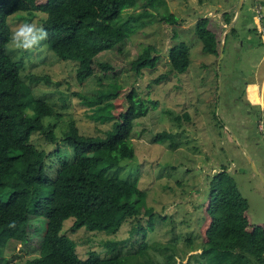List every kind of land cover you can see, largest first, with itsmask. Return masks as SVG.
Returning a JSON list of instances; mask_svg holds the SVG:
<instances>
[{
  "label": "rangeland",
  "instance_id": "374dc122",
  "mask_svg": "<svg viewBox=\"0 0 264 264\" xmlns=\"http://www.w3.org/2000/svg\"><path fill=\"white\" fill-rule=\"evenodd\" d=\"M163 1L157 9L145 7L148 14L143 20L153 22L128 38L121 51L114 48L97 57L112 69L97 70L83 83L76 81V64L58 59L45 41L31 53L15 51L9 43V54L22 63L21 77L31 85L34 96L61 113L58 120L45 119L46 125L56 123L52 127L55 141L45 139L43 133L32 136L35 146L47 153L58 144L72 161V151L61 138L70 122L87 136H102L110 127L92 119V107L83 97L92 98L116 84L125 88V93L137 88L143 98L156 103L134 123L133 159L121 162L118 170H108L109 177L127 180L144 192L146 206L153 210L154 227L144 236H131V227L147 225V217L140 216L123 223L115 234L81 228L70 237L82 258L93 251L100 257L120 255L133 264H205L197 231L199 208L207 197L211 177L222 167L247 201L250 221L264 224V0H242L232 24L236 31L224 40L218 59L202 51L195 23L208 16L221 24V14L226 11H233L234 19L239 0ZM142 5L126 9L124 15L139 14ZM169 14L177 23L159 21ZM43 17L38 14L29 21L11 17L10 29L13 33L19 24L40 23ZM231 27L227 26L222 36ZM180 42L190 49V65L184 73H173L168 52ZM146 45L155 47L153 55L158 60L154 67L137 74L130 69V62ZM161 75L166 77L153 83ZM29 76L47 77L50 83H31ZM54 165L48 163V171L56 170ZM110 239L121 241L117 250L105 248V241ZM141 243L147 245L144 255L138 252ZM37 255L36 247L15 239L2 250L7 264H22ZM167 255H171L168 261Z\"/></svg>",
  "mask_w": 264,
  "mask_h": 264
},
{
  "label": "trees",
  "instance_id": "16d2710c",
  "mask_svg": "<svg viewBox=\"0 0 264 264\" xmlns=\"http://www.w3.org/2000/svg\"><path fill=\"white\" fill-rule=\"evenodd\" d=\"M137 3L143 4L142 12L124 15L126 9L135 8ZM163 3V0H0V264H7L2 250L12 239L37 248L38 255L22 264H133L120 255L100 257L93 251L82 258L70 235L81 228L115 234L123 223L140 216L147 217V225L131 227V236L135 233L144 236L154 227L153 210L146 206L144 192L134 183L109 177L108 170H118L121 162L133 159L134 123L156 107L155 101L143 98L137 88L125 93V88L116 84L111 90L98 91L92 98L83 97L84 103L92 107V119L110 127L102 136H87L70 122L61 138L72 151V161L58 144L47 153L45 148L35 146L32 136L43 133L45 139L55 141L52 127L56 123L46 125L45 119L58 120L61 113L34 96L31 85L21 77L22 63L9 54L11 17L29 21L43 14L39 21L49 33L46 47L58 59L74 62L76 81L83 83L97 70H111L109 63L97 61V57L114 48L121 51L128 38L153 22L143 20L148 14L145 7L157 9ZM233 17V11H226L221 14V24L208 16L196 21L194 29L203 52L219 58L221 41L236 31L232 26L222 36ZM176 19L169 14L159 21L175 24ZM153 51L154 46H144L130 62V69L140 74L154 67L158 56ZM168 61L171 72L184 73L190 65L189 47L178 43L169 50ZM29 77L31 83H50L47 77ZM164 77L159 76L153 83ZM48 163H54L56 170L48 171ZM208 187L207 197L199 208L197 229L205 264H264V224L250 221L248 203L233 178L222 167L211 177ZM83 237L87 234L83 233ZM120 243L110 239L104 245L114 251ZM139 246L138 252L144 255L147 245ZM170 259L171 255H167L166 260Z\"/></svg>",
  "mask_w": 264,
  "mask_h": 264
},
{
  "label": "clouds",
  "instance_id": "9594fccd",
  "mask_svg": "<svg viewBox=\"0 0 264 264\" xmlns=\"http://www.w3.org/2000/svg\"><path fill=\"white\" fill-rule=\"evenodd\" d=\"M49 37L48 31L38 21L19 24L11 35V48L20 53H31Z\"/></svg>",
  "mask_w": 264,
  "mask_h": 264
},
{
  "label": "water",
  "instance_id": "95a60500",
  "mask_svg": "<svg viewBox=\"0 0 264 264\" xmlns=\"http://www.w3.org/2000/svg\"><path fill=\"white\" fill-rule=\"evenodd\" d=\"M241 5H242V0H239V2H238V6H237V11H236L235 18H234V19L232 20V22L228 25V28L232 26V24L234 23L235 19L237 18L238 13H239V11H240V9H241ZM228 28H227V29H228ZM226 31H227V30H226ZM226 33H227V32H225V34H226ZM223 49H224V41L222 40V41H221V44H220V54H219V58L222 57Z\"/></svg>",
  "mask_w": 264,
  "mask_h": 264
}]
</instances>
